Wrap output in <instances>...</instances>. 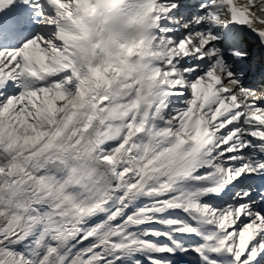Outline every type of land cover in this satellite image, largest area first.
I'll return each instance as SVG.
<instances>
[{"label":"snow or ice","instance_id":"obj_1","mask_svg":"<svg viewBox=\"0 0 264 264\" xmlns=\"http://www.w3.org/2000/svg\"><path fill=\"white\" fill-rule=\"evenodd\" d=\"M0 264H264V0H0Z\"/></svg>","mask_w":264,"mask_h":264}]
</instances>
